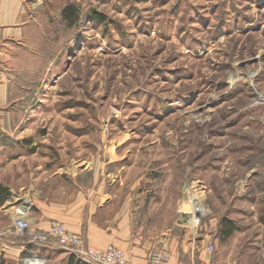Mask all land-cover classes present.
<instances>
[{"label":"rangeland","instance_id":"374dc122","mask_svg":"<svg viewBox=\"0 0 264 264\" xmlns=\"http://www.w3.org/2000/svg\"><path fill=\"white\" fill-rule=\"evenodd\" d=\"M55 3L34 43L39 54L24 57L28 71L16 66L21 83L0 102V183L9 191L0 231L22 207L32 230L46 233L33 228L30 180L39 164L68 162L87 167V184L121 169L115 188L143 195L139 232L173 225L197 254L210 240L224 257L233 239L261 244L264 0ZM186 186L209 209L197 232L177 225ZM31 257L25 263L42 264Z\"/></svg>","mask_w":264,"mask_h":264},{"label":"crops","instance_id":"0c3cea01","mask_svg":"<svg viewBox=\"0 0 264 264\" xmlns=\"http://www.w3.org/2000/svg\"><path fill=\"white\" fill-rule=\"evenodd\" d=\"M56 1L61 10V0H0V91L4 90L0 92V102L10 97L9 86L21 83V71L16 66L28 71L29 67L21 65L24 57L39 54V46L34 43L44 35L43 20ZM38 168L30 180V186L37 188L30 199L39 217L34 230L44 231L50 219H59L66 228L82 235L88 248L102 250L108 244L116 245L126 251L132 264H148L158 256L162 257L161 264H264V240L258 245L259 239H246L245 243L233 239L230 245L236 249L231 248L224 257L206 250L210 240L200 246L201 254H197L195 242L186 234H173V225L163 227L160 233L151 234L150 229L139 232L142 227H135V214L143 195L115 188L121 182V169L110 170L112 173L105 178L90 176L87 184V175H81L87 167L77 169L68 162H51L39 164ZM39 179L44 183H37ZM14 220L0 231V264H25L31 255L43 259L45 264H70L68 251L54 242H30L27 235L15 232Z\"/></svg>","mask_w":264,"mask_h":264},{"label":"built area","instance_id":"2783aa9c","mask_svg":"<svg viewBox=\"0 0 264 264\" xmlns=\"http://www.w3.org/2000/svg\"><path fill=\"white\" fill-rule=\"evenodd\" d=\"M202 195L203 192L200 189L185 187L183 197L177 206V225L179 227L197 232L209 212ZM25 210L27 211L22 207L15 209L14 229L19 234L27 235L30 242H54L60 248L68 251L69 254L76 255L85 264H132L126 251L122 248L113 244L106 245L102 250L88 248L80 234L67 230L56 219L49 220L46 233H35L31 228L30 221L27 220ZM205 248L210 252L213 250V244L209 243ZM161 262L162 257L158 256L152 258L148 264H161Z\"/></svg>","mask_w":264,"mask_h":264},{"label":"trees","instance_id":"16d2710c","mask_svg":"<svg viewBox=\"0 0 264 264\" xmlns=\"http://www.w3.org/2000/svg\"><path fill=\"white\" fill-rule=\"evenodd\" d=\"M75 8L73 6H66L63 8L62 13L63 15L67 16L68 19L72 20L74 16ZM95 18L102 19L101 16H96ZM9 196L8 189L0 183V203L7 199ZM69 263L71 264H83V262L74 254L69 255Z\"/></svg>","mask_w":264,"mask_h":264},{"label":"bare ground","instance_id":"6f19581e","mask_svg":"<svg viewBox=\"0 0 264 264\" xmlns=\"http://www.w3.org/2000/svg\"><path fill=\"white\" fill-rule=\"evenodd\" d=\"M33 259H34V261H37V260L39 259V260H41L42 264H44V263H43L44 260L41 259V258H37V257L33 256V257H31V260H33ZM25 264H27V263H25Z\"/></svg>","mask_w":264,"mask_h":264}]
</instances>
